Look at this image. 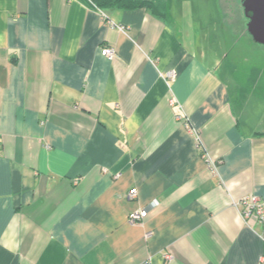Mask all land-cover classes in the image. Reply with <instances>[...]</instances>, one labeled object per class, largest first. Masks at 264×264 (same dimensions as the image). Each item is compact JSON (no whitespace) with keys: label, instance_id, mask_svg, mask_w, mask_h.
<instances>
[{"label":"crops","instance_id":"crops-1","mask_svg":"<svg viewBox=\"0 0 264 264\" xmlns=\"http://www.w3.org/2000/svg\"><path fill=\"white\" fill-rule=\"evenodd\" d=\"M198 30L146 7L0 0V264H264V222L234 205L264 199V119Z\"/></svg>","mask_w":264,"mask_h":264},{"label":"rangeland","instance_id":"rangeland-1","mask_svg":"<svg viewBox=\"0 0 264 264\" xmlns=\"http://www.w3.org/2000/svg\"><path fill=\"white\" fill-rule=\"evenodd\" d=\"M160 1L166 5L162 9L164 17L173 12L188 20L194 29H200L199 39H212L211 45L224 41L229 52L230 86L244 89L246 113L264 119V45L254 42L246 31L241 0Z\"/></svg>","mask_w":264,"mask_h":264},{"label":"built area","instance_id":"built-area-1","mask_svg":"<svg viewBox=\"0 0 264 264\" xmlns=\"http://www.w3.org/2000/svg\"><path fill=\"white\" fill-rule=\"evenodd\" d=\"M104 15V14H103ZM110 26L116 27L118 30L125 32V26L121 24H117L112 20H108ZM101 54L108 57L113 58L115 56L114 48L110 45H104L101 48ZM174 74L173 70L168 72V75ZM207 162L209 167L212 170H215V161L207 158ZM137 190L135 187H132L127 192V197L133 198L136 196ZM237 203V209L239 211L240 216L244 219V221H249L251 219H255L259 222H264V199H262L259 195L256 194H248L234 202ZM157 205V200L152 199L150 201V206ZM147 213L146 208H137L128 213L127 219L130 223H135L140 221Z\"/></svg>","mask_w":264,"mask_h":264},{"label":"water","instance_id":"water-1","mask_svg":"<svg viewBox=\"0 0 264 264\" xmlns=\"http://www.w3.org/2000/svg\"><path fill=\"white\" fill-rule=\"evenodd\" d=\"M246 31L256 43L264 45V0H241Z\"/></svg>","mask_w":264,"mask_h":264},{"label":"trees","instance_id":"trees-1","mask_svg":"<svg viewBox=\"0 0 264 264\" xmlns=\"http://www.w3.org/2000/svg\"><path fill=\"white\" fill-rule=\"evenodd\" d=\"M91 1L97 7L104 9L105 8L133 9L137 7H146L149 8L153 14L160 17H164V15L162 14V9L166 7V5L164 6L160 0H91Z\"/></svg>","mask_w":264,"mask_h":264},{"label":"flooded vegetation","instance_id":"flooded-vegetation-1","mask_svg":"<svg viewBox=\"0 0 264 264\" xmlns=\"http://www.w3.org/2000/svg\"><path fill=\"white\" fill-rule=\"evenodd\" d=\"M245 27H246V25H245ZM246 29V28H245Z\"/></svg>","mask_w":264,"mask_h":264}]
</instances>
